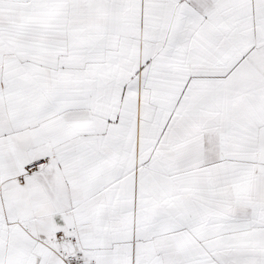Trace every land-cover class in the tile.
<instances>
[{"label":"snow or ice","instance_id":"obj_1","mask_svg":"<svg viewBox=\"0 0 264 264\" xmlns=\"http://www.w3.org/2000/svg\"><path fill=\"white\" fill-rule=\"evenodd\" d=\"M0 264H264V0H0Z\"/></svg>","mask_w":264,"mask_h":264}]
</instances>
